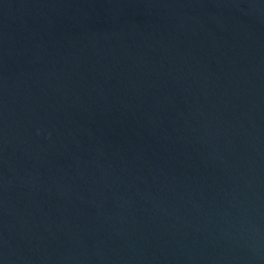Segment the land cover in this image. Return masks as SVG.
Returning a JSON list of instances; mask_svg holds the SVG:
<instances>
[{"label":"water","instance_id":"water-1","mask_svg":"<svg viewBox=\"0 0 264 264\" xmlns=\"http://www.w3.org/2000/svg\"><path fill=\"white\" fill-rule=\"evenodd\" d=\"M0 264H264V0H0Z\"/></svg>","mask_w":264,"mask_h":264}]
</instances>
